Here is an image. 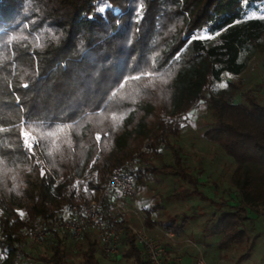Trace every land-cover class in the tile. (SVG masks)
<instances>
[{"label": "trees", "instance_id": "obj_1", "mask_svg": "<svg viewBox=\"0 0 264 264\" xmlns=\"http://www.w3.org/2000/svg\"><path fill=\"white\" fill-rule=\"evenodd\" d=\"M261 1L0 0V264H12L38 219L51 224L97 198L127 158L136 195L152 174L193 179L173 139L201 104L210 113L204 136L233 159L239 196L235 205L219 201L210 218L217 245L249 243L250 210L264 205V103L236 100L241 87L225 77L264 51V16L250 14ZM164 148L174 162H149ZM117 206L102 202L109 226L127 224ZM160 208L145 209L148 225ZM158 223L174 233L184 226ZM51 231L47 250L25 249L26 259L73 264L80 254L83 264H102L98 251L109 256L95 233L70 241ZM122 241L124 256L149 264L131 231Z\"/></svg>", "mask_w": 264, "mask_h": 264}, {"label": "rangeland", "instance_id": "obj_2", "mask_svg": "<svg viewBox=\"0 0 264 264\" xmlns=\"http://www.w3.org/2000/svg\"><path fill=\"white\" fill-rule=\"evenodd\" d=\"M255 6L250 14L257 17L264 16V0L257 2ZM225 78L233 79L240 85L241 90L236 100L244 101L245 95H254L258 101L264 103V51H254L242 73L228 75ZM222 84L225 83L221 82L219 85ZM191 114L189 125L173 141L175 147H181L185 164L189 166L188 171L194 180L186 176L162 172L152 174L147 187L137 195L133 193L117 200V211H120L121 217L127 223L146 228L152 237L164 243L173 260L181 258L180 263L175 261L173 264H195L200 251L204 253L208 264H264V205L255 206L250 210L251 233L247 245L224 251H221L217 245L219 236L214 234L215 224L210 218L213 213L221 212L218 208L219 201H228L231 205H235L239 200L238 192L231 183L234 161L219 145L205 138L204 131L210 120V113L205 104H201ZM144 149L145 145L141 147V150ZM131 159L134 158H127L125 161ZM174 160L172 151L164 148L160 156L151 155L149 162L162 166L163 163H172ZM158 203L162 208L154 213L153 219L174 220L178 224H184L180 226V231L176 233L174 240L167 238L161 232L163 228L160 230L154 227L152 231L147 229L145 209ZM188 239L197 246L186 245ZM71 240L73 239L70 237ZM124 245L122 241L120 252L115 255L106 256L99 250L97 254L101 263L136 264L133 258L123 255ZM46 248V246L30 247L27 252H45ZM27 261L28 264H38L34 260L27 259ZM71 261L73 264H83V257L76 254Z\"/></svg>", "mask_w": 264, "mask_h": 264}, {"label": "built area", "instance_id": "obj_3", "mask_svg": "<svg viewBox=\"0 0 264 264\" xmlns=\"http://www.w3.org/2000/svg\"><path fill=\"white\" fill-rule=\"evenodd\" d=\"M133 162L134 159H131L115 166L105 185L100 189L98 197L89 203L75 205L72 208L71 215L65 216L51 224L38 219L29 232L27 243L20 246L12 264H28L23 250H27L30 247L45 246L47 240L51 237L53 228L66 233L74 241L81 240L87 232L95 233L99 238L104 253L108 255H115L120 252L122 238L126 229H128L136 236L137 242L145 251L149 264H173L175 261L180 263L181 258L173 260L168 254V247L152 237L146 228L137 227L130 223L120 226H109L101 217L100 210L105 197L120 200L133 194L136 180L133 175L127 172V168ZM260 206L262 205L258 207ZM161 232L171 240H174L176 236L173 231L161 230ZM186 245L197 246L189 239ZM195 264H208L202 251L199 252Z\"/></svg>", "mask_w": 264, "mask_h": 264}, {"label": "crops", "instance_id": "obj_4", "mask_svg": "<svg viewBox=\"0 0 264 264\" xmlns=\"http://www.w3.org/2000/svg\"><path fill=\"white\" fill-rule=\"evenodd\" d=\"M152 217H154V214H153ZM160 220H162V219H160ZM160 220H158V221H160ZM158 221L152 223V225H148V228L147 229L152 231V230H154V227H157V228H159L161 230L162 227L159 225Z\"/></svg>", "mask_w": 264, "mask_h": 264}, {"label": "snow or ice", "instance_id": "obj_5", "mask_svg": "<svg viewBox=\"0 0 264 264\" xmlns=\"http://www.w3.org/2000/svg\"><path fill=\"white\" fill-rule=\"evenodd\" d=\"M101 11H104V9H101ZM91 18V17H90ZM23 87H25V88H27L28 87V85L27 84H25V85H22ZM221 87H226V85H220ZM17 104H18V106H20V108H21V110H23V106L20 104V102H19V99L17 100ZM25 144L27 145V141H25Z\"/></svg>", "mask_w": 264, "mask_h": 264}]
</instances>
